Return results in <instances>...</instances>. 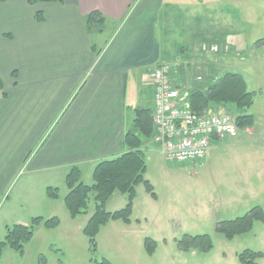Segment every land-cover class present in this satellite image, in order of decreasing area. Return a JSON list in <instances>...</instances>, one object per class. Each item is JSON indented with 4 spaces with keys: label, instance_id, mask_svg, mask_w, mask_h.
<instances>
[{
    "label": "crops",
    "instance_id": "obj_1",
    "mask_svg": "<svg viewBox=\"0 0 264 264\" xmlns=\"http://www.w3.org/2000/svg\"><path fill=\"white\" fill-rule=\"evenodd\" d=\"M182 8L181 0L0 2V200L21 168L57 189L72 167L86 184L100 161L124 154L135 112L152 110L156 65L196 62L195 75L203 76V33H182L179 45L170 29ZM93 12L103 22L97 17L87 27ZM219 72L210 68L202 88L176 66L174 81L184 91L205 90ZM148 142L160 154L153 137ZM220 143L212 141L207 153Z\"/></svg>",
    "mask_w": 264,
    "mask_h": 264
},
{
    "label": "rangeland",
    "instance_id": "obj_2",
    "mask_svg": "<svg viewBox=\"0 0 264 264\" xmlns=\"http://www.w3.org/2000/svg\"><path fill=\"white\" fill-rule=\"evenodd\" d=\"M181 3V17L172 19L170 27L175 43H183L182 33L185 37L202 32L207 42L198 39L200 47L216 46L219 51L203 53L199 48L205 56L199 62L203 76L195 75L199 71L196 62L182 65L183 61L169 59L173 70L181 66L185 74L200 78L195 83L202 88L209 83L207 71L213 66L220 71L219 77L241 75L248 92L254 94L253 105L241 111L253 116L251 131H239L234 140L221 142L202 163L192 165H168L156 147L143 144V178L151 191L143 182L136 185L129 222L110 220L101 226L95 253L82 233L94 211V194L89 195L86 214L72 218L64 203L65 181L58 185L57 197L51 198L39 177L21 168L0 200V242L7 228L30 226L34 218H56L58 225L35 227L21 253L1 249L0 264H38L41 256L45 264H94L101 259L111 264H242L238 256L245 251L261 253L255 263L264 264V222H254L250 231L231 239L216 230L219 222L233 221L253 208L264 211V0ZM191 3L204 4L191 8ZM191 13L200 14L198 21ZM172 77H176L174 71ZM224 111L237 117L233 108ZM84 181L92 182L91 178ZM127 202L126 194L115 191L104 209L120 211ZM203 235L212 243L205 253L178 246L185 236Z\"/></svg>",
    "mask_w": 264,
    "mask_h": 264
},
{
    "label": "trees",
    "instance_id": "obj_3",
    "mask_svg": "<svg viewBox=\"0 0 264 264\" xmlns=\"http://www.w3.org/2000/svg\"><path fill=\"white\" fill-rule=\"evenodd\" d=\"M2 1L4 0H0V2ZM37 1L62 3L64 0H29V3ZM97 17L100 18L98 23L103 22V18L97 12H93L85 18L86 26L94 23ZM37 18L41 19L39 14H37ZM184 93L188 107L196 113L209 112L215 106L233 108L237 112L235 123L239 131L251 128L254 124L253 116L241 113L253 105L254 94L248 92L246 82L239 74L225 73L205 90L195 88L186 90ZM134 127L135 133L130 132L124 136L123 146L126 152L114 159L100 161L93 170L91 185L81 182V172L78 167H72L65 178L68 193L64 198V203L72 218L86 214L89 195L94 194V211L82 230V233L89 239L92 253L96 251L95 237L101 226L110 220L129 222L136 185L143 182L146 189L151 191V185L143 178L145 160L141 148L143 143L154 135L152 110H137L134 116ZM115 191L127 195V205L120 211L106 212L105 203ZM47 194L51 198L57 197L56 189L48 188ZM256 221L264 222V211L259 207L253 208L246 215L233 221L219 222L216 230L224 237L231 239L250 231ZM40 224L47 228H54L58 225V220L52 218L43 221L40 217L34 218L30 226L17 225L12 229L7 228L4 241L0 242V251L9 247L21 253L23 245L30 241L35 227ZM178 246L183 251L196 250L205 253L212 248V243L207 235L185 236L178 242ZM262 256L261 253L245 251L238 257L242 264H256L255 261ZM93 263L111 264L106 259L95 260ZM38 264H45L43 256L39 258Z\"/></svg>",
    "mask_w": 264,
    "mask_h": 264
},
{
    "label": "built area",
    "instance_id": "obj_4",
    "mask_svg": "<svg viewBox=\"0 0 264 264\" xmlns=\"http://www.w3.org/2000/svg\"><path fill=\"white\" fill-rule=\"evenodd\" d=\"M201 50L218 52L216 46L203 45ZM173 66L164 61L151 71L153 140L160 146L166 164L192 165L205 158L212 141L234 140L239 130L232 113L224 111L226 108L216 106L202 114L192 111L186 94L172 77Z\"/></svg>",
    "mask_w": 264,
    "mask_h": 264
}]
</instances>
